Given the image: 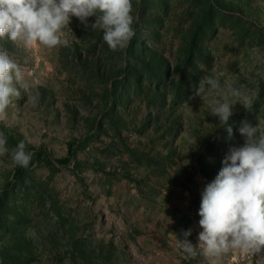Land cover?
<instances>
[{
	"label": "rangeland",
	"instance_id": "1",
	"mask_svg": "<svg viewBox=\"0 0 264 264\" xmlns=\"http://www.w3.org/2000/svg\"><path fill=\"white\" fill-rule=\"evenodd\" d=\"M132 2L124 52L95 17L72 18L70 47L0 40L39 94L32 107L21 90L0 122L10 150L34 153L19 178L0 156V264H209L178 241L198 245L201 194L244 144L241 122L264 129V0ZM204 76L258 93L250 111L234 105L230 138L214 95H196ZM216 264H264V252Z\"/></svg>",
	"mask_w": 264,
	"mask_h": 264
},
{
	"label": "clouds",
	"instance_id": "2",
	"mask_svg": "<svg viewBox=\"0 0 264 264\" xmlns=\"http://www.w3.org/2000/svg\"><path fill=\"white\" fill-rule=\"evenodd\" d=\"M133 12L132 0H0V40L26 48L37 44L49 49L70 47L65 29L72 18L87 28L88 19L95 17L90 27L102 30L111 51L124 52L136 35ZM255 60L264 63L260 55ZM26 75L27 69L0 47V122L8 118V109L21 98V90L28 94L32 107L39 104V94L30 93ZM260 75L264 78V72ZM205 91L214 95L210 113L222 126L228 125L236 103L250 111L258 96L244 86L234 87L226 80L222 83L217 76L201 78L196 95L202 97ZM226 130L230 138L233 130L230 126ZM239 133L245 138L244 144L229 150L218 175L201 194L198 245L187 239L178 241L189 256L201 254L209 264H216L230 252H264V129L245 120ZM9 153L14 165L22 168L29 166L34 155L23 140L10 150L5 133L0 131V156ZM184 235H191V230Z\"/></svg>",
	"mask_w": 264,
	"mask_h": 264
},
{
	"label": "trees",
	"instance_id": "3",
	"mask_svg": "<svg viewBox=\"0 0 264 264\" xmlns=\"http://www.w3.org/2000/svg\"><path fill=\"white\" fill-rule=\"evenodd\" d=\"M67 159H68V158H64V159H60V160H58V161H60V162H65V161H67ZM25 169H26V168H22V167H19V166H18V167L16 168L15 178H19V177H21Z\"/></svg>",
	"mask_w": 264,
	"mask_h": 264
}]
</instances>
